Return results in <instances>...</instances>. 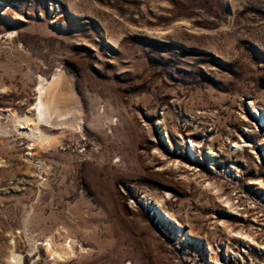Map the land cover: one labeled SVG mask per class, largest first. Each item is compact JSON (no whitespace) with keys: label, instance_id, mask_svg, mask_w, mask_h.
<instances>
[{"label":"rangeland","instance_id":"obj_1","mask_svg":"<svg viewBox=\"0 0 264 264\" xmlns=\"http://www.w3.org/2000/svg\"><path fill=\"white\" fill-rule=\"evenodd\" d=\"M263 115L264 0H0V264H264Z\"/></svg>","mask_w":264,"mask_h":264},{"label":"bare ground","instance_id":"obj_2","mask_svg":"<svg viewBox=\"0 0 264 264\" xmlns=\"http://www.w3.org/2000/svg\"><path fill=\"white\" fill-rule=\"evenodd\" d=\"M62 75L56 73L52 80H47V79L43 78L40 81L38 88H37V90L39 92V98H38V102L36 103V107H35V109L37 110L38 119H40V120L41 119L42 120L47 119L48 120L53 115H55L56 117L62 116L63 113L61 112L62 110L59 107V103L62 99V96L65 94V93L64 94L62 93V82H63V76ZM64 97L65 96H63V98ZM26 121H25L26 126H27V124L30 125V127L28 126L30 128V131H27L28 134L36 137L35 139L41 143L49 141V136L45 135L43 133V131L40 130V128H39L40 122L38 120L33 122L31 119L28 118V119H26ZM19 122H21V121H19ZM52 139H54V138H52ZM260 144H262L261 146H263L264 141L261 142ZM38 145L40 146V144H38ZM213 146H214V142L210 141L209 149H211ZM233 147H235V149H233V151L235 153L234 158L238 159V157L240 156V155H238V153H240V154L242 153L241 152L242 150H240V148H242L243 145L240 143V141H237L236 145L235 146L233 145ZM253 183H255L257 186H259L260 189L264 190V178H261V177L255 178V180H253ZM228 201L230 202V200H228ZM160 205L161 204L159 202L155 203V206H156L158 212L162 216L165 212L162 211ZM168 215H170V214L167 213V216ZM61 245H63V244H61ZM47 246H48L47 250L49 251V253L53 256L54 259H57V260L66 259V258H68L74 254V249H73L71 244H69L67 246H64V245L63 246H56V243H54L52 239H49V241L47 242ZM19 255L12 252L11 256H8L9 259L11 260V262H9V263L10 264H22Z\"/></svg>","mask_w":264,"mask_h":264}]
</instances>
